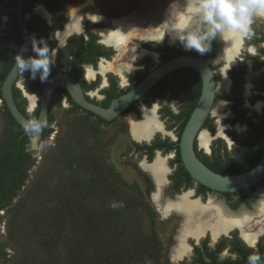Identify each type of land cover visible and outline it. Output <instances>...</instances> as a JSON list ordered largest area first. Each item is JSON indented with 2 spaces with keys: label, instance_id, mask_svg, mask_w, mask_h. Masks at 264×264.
Instances as JSON below:
<instances>
[{
  "label": "flooded vegetation",
  "instance_id": "obj_1",
  "mask_svg": "<svg viewBox=\"0 0 264 264\" xmlns=\"http://www.w3.org/2000/svg\"><path fill=\"white\" fill-rule=\"evenodd\" d=\"M17 2L18 0H0V47H3L0 49V111L2 113L8 112V110L1 98V87L7 75L15 66V55L20 52L21 46L26 49L23 53V56L26 59L35 55L31 44V37L33 35H35L37 41L44 38L50 49L57 48L56 39L50 38L51 35L54 34L59 38V34L62 31H66V26L71 21V18L67 13L68 11L66 12L63 7L64 0H20V21L17 16ZM38 5H42L43 8L52 15V24H49L46 21L42 11L36 10ZM76 15L79 16V18L75 22V28L70 29L68 32H74L75 29H79V31L69 36L66 45L58 49L56 67L52 69L48 80L55 76L72 78L79 85L83 98L87 103L100 108H108L113 100L131 91L156 68L173 59L189 57L203 61L212 72L215 83L212 110L218 99V94H222V98L228 103L225 108L233 115L231 107L234 106V103L231 100V92L233 91L234 80H240L241 83L239 84V93L237 97L240 101L239 108L245 111L244 118L252 119L254 122H257V120L262 117L264 112V103L262 101V97L264 96V72L262 74V79L255 83L256 88L253 84L258 78L259 72L264 69V47H261V45H264V21L260 22L259 26L255 28V36L253 39L240 42V46L236 49L232 60L225 62L224 60L217 58L216 49L218 38L212 42V50L209 53L200 55L195 51L185 50L178 42L175 44L170 43L169 38L166 35L167 33L165 32L162 33L160 40H147L136 36L130 38L124 45L122 52H119L114 43L104 39L103 31L107 29L108 23L115 21L119 22L121 18H104L102 15L92 12L76 13ZM99 16L103 19L95 23ZM4 17H7V22L4 21ZM123 18L122 20L131 19L136 23L139 31H146L142 27V20H138L134 17ZM88 65H91L92 71L95 73V79H93L91 75H89L88 79L84 78V67ZM249 71L255 74L254 79L250 81V84L252 82V93L251 90L250 93L256 97H253L250 103L247 102V105L246 103L243 105L242 97H244V88L247 80L246 76ZM225 76L228 81V88L225 91L219 92L218 85ZM24 77L25 90L39 96V106L32 114H29L26 111L28 100L24 89L18 87L19 74L15 78L11 87V94L14 103L26 119H29L31 115H35L38 118L41 105V93L48 80L41 83L39 80V74H37L36 80H31L28 72L24 74ZM201 86V78L197 71L188 67L178 68L162 77L138 100L130 104L122 114L107 123H114L118 118L129 113H139L141 117L143 110L154 109L157 121L160 124H163L164 132L167 133V129L171 128L177 129L178 132V128L184 123V121H187L193 111L200 96ZM90 93H92V95H90ZM251 94L249 98L251 97ZM101 97L103 98L101 99ZM257 102H261V107L258 112L253 109ZM65 105H67V107H65ZM252 105L253 110L249 108V106ZM59 109H64L71 113L81 112L94 118L97 124H102L98 120L100 119L99 117L75 104L65 89L57 87L52 91L49 99L46 116L49 126L47 128H50L53 124V110ZM248 109L255 113L254 117L248 115ZM210 115L205 122H210ZM233 117L235 119L234 115ZM12 121L13 120L6 119L4 121L5 128H8V126H11V128L18 126L16 122V124H13ZM234 122L239 124L236 121ZM239 126H246L248 133L246 137L241 140L236 138L233 139L234 144L235 140L242 141L247 138L249 134V127L247 124H239ZM24 135L25 133L21 132L19 139L22 136L24 137ZM156 135L154 136L156 137ZM155 137L153 138V142L156 140H168V142L171 143L169 136L165 139H155ZM27 141H29V137ZM132 141L134 142V140ZM201 150L202 151L196 150L195 153L202 163L203 161L201 159L203 156L208 157L209 160H211L213 155H219L221 157V162L224 163L226 160L233 159L235 155L233 151L228 154L226 151L206 152L202 148ZM156 151L161 152L162 154L169 153L164 152L163 150H154L152 156L156 154ZM24 152L29 157L25 145ZM170 153L173 154V158L169 164L172 166H166L167 173L164 176L165 184L161 189L160 195L163 199H168L166 201H174L177 197L188 195L189 201H196L201 206H205L210 199H213L215 202H220L230 213H236L240 210L252 213L255 206L263 198L262 195H259L256 191L257 188L264 184V179L256 186L244 191L219 193L213 192L205 187L203 189V186L197 184L189 175V179L182 173L176 177V175L180 173V170L178 164L173 162L175 160V153L173 151H170ZM262 153L259 156V160ZM178 182L179 184L177 186ZM155 192L156 186L154 191L151 192L150 198H152V195ZM170 212H168L169 214L167 213L168 215L166 214L167 216L163 215L164 217L161 216V214V218H167L173 213L177 216H182L175 211ZM254 219L256 218L254 217ZM258 228V225L253 224L252 227H250V230H246V234L253 236V239L256 242L255 248L249 247V243L242 237L237 227H233L226 234L220 235L214 241L212 240L210 232L206 231L198 239L189 237L186 240L188 256H184L178 261H172L171 257V261L173 264H247V257L254 251H258L261 257L264 258V233L262 232L255 235ZM178 239L177 236V242ZM188 242H191L190 245ZM225 251L228 252V256H222V253ZM233 252L238 254V259L235 261L231 259V253ZM167 262L168 264H171L168 259Z\"/></svg>",
  "mask_w": 264,
  "mask_h": 264
},
{
  "label": "trees",
  "instance_id": "obj_2",
  "mask_svg": "<svg viewBox=\"0 0 264 264\" xmlns=\"http://www.w3.org/2000/svg\"><path fill=\"white\" fill-rule=\"evenodd\" d=\"M240 83L234 80L231 111L234 121L248 125V137L235 140V155L231 160L223 163L219 155H213L211 160L205 156L201 159L210 170L221 175H236L252 169L264 148V112L257 122L244 118L245 111L239 108L237 97ZM262 101L264 103V96ZM2 115L4 121L13 120L8 112ZM98 120L104 126L111 124ZM184 124L185 121L178 128L177 138ZM210 126L206 121L203 128ZM21 132L24 131L19 126L6 127L4 147L0 150V226L4 228V236L0 234V264H19L20 256L24 264H36L33 256L20 252L21 243L27 244L24 248L27 252L32 248L39 250L43 264H146L147 261L157 264L161 260L162 264H168L167 259L162 258V242L154 231L156 222L152 208L135 185H127L107 167L94 144L89 149H79L70 159H60V154L69 151L60 145L58 156L62 171L57 187H51L54 172L51 160L39 169L31 187L22 193L31 161L24 152L28 136L19 139ZM50 133V128L44 129L41 141ZM131 144L147 161L151 160L154 150L173 151V162L180 170L176 177L182 173L189 179L181 166L177 142L156 140L146 146L131 141ZM118 180L134 190L136 196L119 191ZM86 200L101 201V206L87 205ZM114 202L122 203L123 207L113 209L109 205ZM96 210H99L97 215ZM119 210L124 213L122 218L116 217ZM143 214L150 224L146 237L141 232ZM132 248L136 249L135 256L131 254ZM6 249L11 250L9 255Z\"/></svg>",
  "mask_w": 264,
  "mask_h": 264
},
{
  "label": "rangeland",
  "instance_id": "obj_3",
  "mask_svg": "<svg viewBox=\"0 0 264 264\" xmlns=\"http://www.w3.org/2000/svg\"><path fill=\"white\" fill-rule=\"evenodd\" d=\"M183 1L185 0H64L63 7L66 12L68 11V16H70L71 12L75 11L76 13H97L102 15L104 18L109 19L134 17L138 20L143 21L142 27L145 30H154L160 27L161 24L166 20V17H168L175 8L179 7ZM258 26L259 24L255 28H257ZM263 72L264 69L259 72L258 78L253 84L255 88V83L257 81L259 82L262 79ZM218 91L222 92L219 89ZM253 97L256 96L251 94L250 98L242 97L243 105L245 103L247 105V102L250 103ZM223 102L227 101L222 98V94H218L217 104L210 117L211 126L210 128H205V131L210 133V136L212 137V140L208 146L210 152L226 151L228 154H230L231 151H233V149L235 148L233 139L236 138L238 140H241L246 137L248 132L247 129L245 131L236 130L237 123L233 121V115L225 108L224 105H222ZM227 105L228 103L226 104V106ZM252 107L253 105L249 106L250 109H252ZM250 109L247 110L248 115L254 117L255 113ZM216 112H218V115L222 116L223 119L220 116L214 114ZM2 114L3 113L0 111V150H2V148L4 147L3 142L6 139L4 136L5 126ZM52 115L54 121L52 126H50L51 133L46 138V140L42 141L46 142L47 146L43 149L38 150L33 149L31 147L30 141H28L25 145L26 152L29 154L30 157L31 165L27 171V179L24 183V187L22 188L21 192L23 193L26 191V189L31 187V185L33 184V180L38 174L39 169L45 164L51 162V160V166L54 170L52 175L53 180L51 183V187H57V181L60 177L59 174L62 171L61 160H59L58 156L60 153V145L66 146V150H69L64 155L60 154V159H70L72 158L73 153H75L79 149H89V147L94 144L97 148V151L100 152V155L104 158L103 162L107 165V167L111 171H113L115 175H118L119 179L127 185H135V187L140 190V193L146 203L152 208L154 213V221L156 222L154 231L159 240L162 242V258L168 259L170 263L173 264V262L171 261V257L174 249L178 244V242L176 241V237L178 236L179 238L184 218L182 216H177L174 213L167 218H161V216L163 215L157 212L158 209L155 208L156 206L153 203V199L150 198L151 192L154 191L155 183L153 181L152 176L143 169L142 165L150 164L154 160L155 155L152 156L150 161H147V157L143 153L136 152L133 145L131 144L132 137L129 130L130 118H140V114L130 113L116 126H112L110 124L107 126L99 125L96 123L94 118L88 117L81 112L71 113L64 109L53 110ZM220 125L225 128V133L223 130L221 131L223 137L215 136ZM167 130V132L171 133L169 140H175V137H177V129L171 128ZM166 137L167 136L158 134L156 135L155 139H165ZM199 151L202 150L199 149ZM158 154L161 156V158L165 159V166H172L169 165L170 161L173 158L172 153L169 152L166 154H162L161 152H159ZM53 156L54 159H52ZM114 177L115 176H113V178ZM116 185L119 188V191H124L129 196L134 197L137 194L134 190L128 188V186L124 185L119 180ZM21 192H19V194H21ZM15 200H13V202ZM49 200L50 202H52V197ZM85 204H99L100 207L101 201L96 202V200H91L87 202L86 200ZM96 212V215L99 214V210H96ZM4 214L5 213L3 212V216ZM123 214L124 213L119 210L118 215L116 217L119 216L120 218H122ZM0 215H2V212H0ZM141 225V232L143 237L148 236L150 224L149 219L145 214L141 216ZM0 234L4 236V228L2 226H0ZM190 243L188 242L189 245ZM20 247L21 248L19 250L21 253L25 252L29 256H33L36 264H43V258L39 250L36 251V248H32L28 249L27 252L24 250V248L27 247V244L23 243L20 244ZM5 252L7 255H9L11 253V250L6 249ZM131 254L133 256L136 255L135 248H132ZM19 260L21 261H19V264H24L23 257L20 256ZM157 264H162V260L158 261Z\"/></svg>",
  "mask_w": 264,
  "mask_h": 264
},
{
  "label": "clouds",
  "instance_id": "obj_4",
  "mask_svg": "<svg viewBox=\"0 0 264 264\" xmlns=\"http://www.w3.org/2000/svg\"><path fill=\"white\" fill-rule=\"evenodd\" d=\"M187 9V11H181L184 16L182 25L177 26L174 17L168 19L167 22L170 21V23L167 35L172 43L178 42L185 50L195 51L200 55L209 53L212 50V42L218 37L223 40L225 34H229L241 42L252 40L255 36V27L264 21V0H195V3L187 5ZM36 10L42 11L46 21L52 24V15L42 5H38ZM102 19L99 16L95 23ZM4 21L7 22V17H4ZM78 31L79 29H75L74 32L62 31L59 38L52 34L50 38L56 39L57 42V48L52 49H50L44 38L37 41L35 35H33L31 44L35 55L27 59L24 58L23 53L26 49L23 46H21L20 52L15 55V69L19 74L18 87L23 88L27 96L26 111L29 114L36 111L40 98L35 93H29L25 90L24 74L28 72L31 80H36L37 74H39L41 83L46 82L52 69L56 67L58 49L65 46L67 38ZM261 47H264V45H261ZM83 74L85 79H88L89 75L95 79V73L92 71L91 65L84 67ZM251 87L250 84L246 85L247 89H251ZM226 104L227 102L222 103L225 107ZM255 107L259 111L261 102H257ZM214 114L218 115V112ZM220 117L223 119L222 116ZM48 126L46 119L37 118L35 115H31L29 119L22 123L23 131L29 137L33 149L39 150L47 146L46 142L41 141V133ZM160 127L163 131V124ZM220 127L225 133V128L221 125ZM237 128L239 131L246 130V126L243 128L237 126ZM168 135H171V133H168ZM109 206L115 209L123 207V204L114 202ZM249 247L255 248L256 242L251 241ZM222 256H228V252L225 251ZM231 259L233 261L237 260L238 254L231 253ZM146 264H151V262L147 261ZM247 264H264V258L261 257L258 251H254L247 257Z\"/></svg>",
  "mask_w": 264,
  "mask_h": 264
},
{
  "label": "bare ground",
  "instance_id": "obj_5",
  "mask_svg": "<svg viewBox=\"0 0 264 264\" xmlns=\"http://www.w3.org/2000/svg\"><path fill=\"white\" fill-rule=\"evenodd\" d=\"M195 3V0H185L179 7L175 8L172 13L166 17V20L161 24L160 27L154 30L139 31L137 24L131 20H120L108 23L107 29L103 31V36L105 40H108L115 44L119 52H122L124 45L129 41L130 38L140 37L147 40H160L162 33H168L170 17H174L176 20V25L180 26L184 23V16L181 11H187V5ZM71 21L66 26V31L75 28V22L79 18L75 13L70 14ZM169 42H171L170 37ZM240 40L231 37L229 34H225L223 40L218 37L217 43V58L229 62L234 57L236 49L240 46ZM175 44V43H172ZM255 74L248 72L246 76V85L250 84L253 80ZM245 85L244 97L249 98L250 90L247 89ZM251 85V84H250ZM228 88V81L226 78H222L218 89L220 91H225ZM252 88V87H251ZM257 105V103H256ZM255 105V106H256ZM253 107L256 110V107ZM155 110H143L140 119L130 118L129 130L134 141H143L154 138L156 134L168 135V132L161 131V124L157 121L155 116ZM257 111V110H256ZM164 130V129H163ZM238 130V128H236ZM221 128H218L217 134L215 136H222ZM239 131V130H238ZM214 136V137H215ZM223 137V136H222ZM221 137V138H222ZM225 138V137H224ZM212 137L210 134L204 130V133L200 139L198 146L200 149H207ZM157 154V155H156ZM155 158L151 164H143V169L147 171L153 178L156 186V191L152 196L154 204L158 209V212L162 215L167 216L170 211H175L183 216V224L180 230V235L178 239V244L172 254V261L181 260L182 257L188 256V247L186 240L191 237L198 239L206 231H209L214 241L220 235L226 234L233 227H237L240 231L242 237L250 243L254 241L253 236L246 234V230L252 227V225H258V231L255 235L264 233V186L257 191L259 195H262V200L255 206L252 213H247L242 210L236 213H230L227 211L220 202H215L210 199L205 206H201L196 201H189L188 195H182L177 197L174 201H166L168 199H163L160 197L161 189L164 187L165 178L167 173L165 166V159L161 158L158 153H156ZM163 200H162V199ZM168 213V214H167ZM167 214V215H166ZM254 217L256 219H254ZM253 222V223H252Z\"/></svg>",
  "mask_w": 264,
  "mask_h": 264
},
{
  "label": "water",
  "instance_id": "obj_6",
  "mask_svg": "<svg viewBox=\"0 0 264 264\" xmlns=\"http://www.w3.org/2000/svg\"><path fill=\"white\" fill-rule=\"evenodd\" d=\"M19 12L20 0H18L17 2V16L20 21ZM120 20H122V18ZM2 48L3 47H0V49ZM181 67H188L197 71L200 75L202 82L199 99L189 118L185 122L184 127L179 135V138L177 139L175 137V140H170L171 142H177L179 156L183 168L192 180L213 192L235 193L256 186L260 181L264 179V150L259 162L252 169L236 175L217 174L207 168L196 156L195 151L200 149L198 147V144L205 130V128L203 130V124L205 120L209 117V115H212V112L218 101L217 99L215 106L212 110L215 94V83L213 75L209 67L199 59L181 57L167 62L166 64L156 68L153 72H151L131 91L113 100L108 108H100L87 103L83 98L79 85L72 78L65 76H55L53 78H50L43 87L38 118L46 119L47 108L51 93L55 88L61 87L69 93L73 102L82 109L92 113L93 115L99 117L100 119L106 122L112 121L117 118L120 114H122L130 104L138 100L162 77ZM17 75L18 72L14 66L2 84L1 98L5 103L8 113L10 114L12 119L17 123V125L21 129H23L22 123L27 119L16 107L11 94L12 83L14 82ZM129 114L118 118L117 121L111 123L110 125H118ZM237 126H239V124H237ZM134 142H136L138 145L144 144L146 146H150L153 142V138L149 140ZM205 151L208 152L209 147H207ZM155 153L159 152L156 151ZM263 186L264 184L261 187L257 188V191H259Z\"/></svg>",
  "mask_w": 264,
  "mask_h": 264
}]
</instances>
